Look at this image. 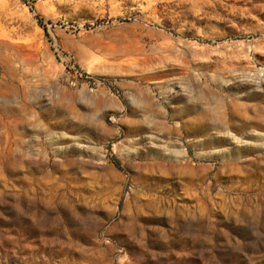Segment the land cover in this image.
<instances>
[{
	"label": "rangeland",
	"instance_id": "obj_1",
	"mask_svg": "<svg viewBox=\"0 0 264 264\" xmlns=\"http://www.w3.org/2000/svg\"><path fill=\"white\" fill-rule=\"evenodd\" d=\"M0 264H264V0H0Z\"/></svg>",
	"mask_w": 264,
	"mask_h": 264
},
{
	"label": "trees",
	"instance_id": "obj_2",
	"mask_svg": "<svg viewBox=\"0 0 264 264\" xmlns=\"http://www.w3.org/2000/svg\"><path fill=\"white\" fill-rule=\"evenodd\" d=\"M40 22H41V24H42V23H43V20H41Z\"/></svg>",
	"mask_w": 264,
	"mask_h": 264
}]
</instances>
